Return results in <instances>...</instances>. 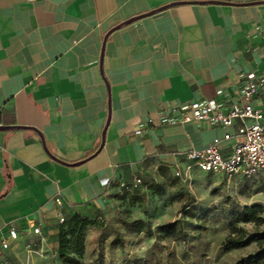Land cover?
<instances>
[{
    "label": "crops",
    "instance_id": "1",
    "mask_svg": "<svg viewBox=\"0 0 264 264\" xmlns=\"http://www.w3.org/2000/svg\"><path fill=\"white\" fill-rule=\"evenodd\" d=\"M250 73L264 110V0H0V125L27 127L0 131L3 259L48 264L62 218L99 221L118 195L145 196L135 217L175 206L149 185L241 121L162 119L192 101L245 104Z\"/></svg>",
    "mask_w": 264,
    "mask_h": 264
},
{
    "label": "rangeland",
    "instance_id": "2",
    "mask_svg": "<svg viewBox=\"0 0 264 264\" xmlns=\"http://www.w3.org/2000/svg\"><path fill=\"white\" fill-rule=\"evenodd\" d=\"M162 186L178 202L175 206L135 217L133 196L118 195L124 201L83 232L86 249L82 257L74 253L78 229L65 223L48 264H63L61 252L67 258L80 259V264H264V243L251 242L230 251L223 248L235 228L243 230L247 238L264 231V222L234 221L237 212L254 205L262 207L260 216L264 218V175L228 182L195 169L189 179L175 175ZM136 218L144 221L142 228L134 223ZM177 220V235L158 232L159 225Z\"/></svg>",
    "mask_w": 264,
    "mask_h": 264
},
{
    "label": "built area",
    "instance_id": "3",
    "mask_svg": "<svg viewBox=\"0 0 264 264\" xmlns=\"http://www.w3.org/2000/svg\"><path fill=\"white\" fill-rule=\"evenodd\" d=\"M255 79V73L248 74L247 86L243 92V96L248 102L243 105L234 104L231 107H226L217 99L192 101L189 103L187 113L181 119H162V123L171 124H176L179 121H208L226 128L232 127L237 120L241 121V126L235 135L227 133L224 138L214 139L203 149L189 151L187 166L176 169L178 177L187 180L195 169L222 176L228 182L238 177L250 179L264 175V110L250 102L257 87ZM230 141H233V144L229 153L225 154L224 144ZM137 183H141V180L138 179ZM119 187L123 191H133V185L124 181L119 183ZM64 222L65 219L62 218L61 223ZM40 232V227L34 228L35 234ZM9 236L16 240L18 231L11 227ZM10 248V241L7 238H1L0 264H14L10 260L3 259L4 254Z\"/></svg>",
    "mask_w": 264,
    "mask_h": 264
},
{
    "label": "trees",
    "instance_id": "4",
    "mask_svg": "<svg viewBox=\"0 0 264 264\" xmlns=\"http://www.w3.org/2000/svg\"><path fill=\"white\" fill-rule=\"evenodd\" d=\"M149 189L153 191L154 194L164 195L163 186L160 183H153L149 185ZM127 192V191H125ZM133 192V191H131ZM127 192V193H131ZM145 196L134 197L133 201L135 202H142L144 201ZM183 209L186 208V204L182 206ZM262 211V207L258 205L254 206H245L241 211L237 212L234 217V221L236 223L240 222H256L261 223L264 222V218L260 216ZM73 227V229H78L77 232L79 234L78 242L76 243V248L74 253L82 257L85 254V241L82 237L83 232L86 228L93 224V221L89 220L88 218L83 217L82 215H74L61 225L63 226L65 223H68ZM135 224H139L140 227H143L144 221L142 219H137L134 221ZM179 224V220L162 224L157 227L159 233L168 236H175L177 235V225ZM61 228V227H60ZM140 229V228H139ZM251 242H257L259 244L264 243V231H259L256 234H253L250 238H247L244 231L238 228H235L233 233L225 240L223 244V248L226 251L234 250V249H241L247 247ZM61 260L63 264H80V259L78 258H67V256L61 252Z\"/></svg>",
    "mask_w": 264,
    "mask_h": 264
},
{
    "label": "water",
    "instance_id": "5",
    "mask_svg": "<svg viewBox=\"0 0 264 264\" xmlns=\"http://www.w3.org/2000/svg\"><path fill=\"white\" fill-rule=\"evenodd\" d=\"M158 11H160V10H155V11L149 12L147 14H143V15H140V16H136V17H134V18H132L130 20H127L126 22L120 24L119 26H117L116 28H114V30L119 29L120 27H122V26H124V25H126L128 23H131L133 21H136V20H138L140 18H143V17L149 16V15H152V14L158 12ZM102 62H103V57H102ZM19 129H27V127L21 126V125H0V131H5V130H19ZM104 143H105V132H104L103 137H102V144H101V146H100V148H99L98 151H101L102 150V148L104 147ZM82 163L83 162H78V163L68 164V165L77 166V165H80Z\"/></svg>",
    "mask_w": 264,
    "mask_h": 264
}]
</instances>
